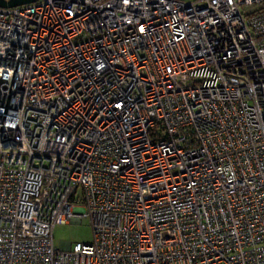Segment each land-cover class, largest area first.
I'll list each match as a JSON object with an SVG mask.
<instances>
[{
    "label": "built area",
    "instance_id": "1",
    "mask_svg": "<svg viewBox=\"0 0 264 264\" xmlns=\"http://www.w3.org/2000/svg\"><path fill=\"white\" fill-rule=\"evenodd\" d=\"M0 264H264V0L0 7Z\"/></svg>",
    "mask_w": 264,
    "mask_h": 264
},
{
    "label": "rangeland",
    "instance_id": "2",
    "mask_svg": "<svg viewBox=\"0 0 264 264\" xmlns=\"http://www.w3.org/2000/svg\"><path fill=\"white\" fill-rule=\"evenodd\" d=\"M52 236L55 247H58L61 242H68L73 245L74 243L89 242L91 239L89 224L84 217L77 223L68 222L55 225Z\"/></svg>",
    "mask_w": 264,
    "mask_h": 264
},
{
    "label": "water",
    "instance_id": "3",
    "mask_svg": "<svg viewBox=\"0 0 264 264\" xmlns=\"http://www.w3.org/2000/svg\"><path fill=\"white\" fill-rule=\"evenodd\" d=\"M35 0H0V7H13L16 5L30 3Z\"/></svg>",
    "mask_w": 264,
    "mask_h": 264
}]
</instances>
